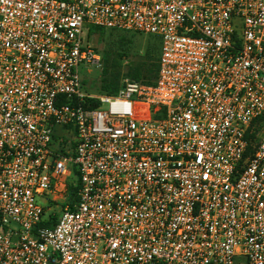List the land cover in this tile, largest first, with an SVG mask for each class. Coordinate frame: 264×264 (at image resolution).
Listing matches in <instances>:
<instances>
[{"label":"built area","instance_id":"2783aa9c","mask_svg":"<svg viewBox=\"0 0 264 264\" xmlns=\"http://www.w3.org/2000/svg\"><path fill=\"white\" fill-rule=\"evenodd\" d=\"M87 27L160 38L155 84L83 92ZM240 258L264 264V0H0V264Z\"/></svg>","mask_w":264,"mask_h":264},{"label":"trees","instance_id":"16d2710c","mask_svg":"<svg viewBox=\"0 0 264 264\" xmlns=\"http://www.w3.org/2000/svg\"><path fill=\"white\" fill-rule=\"evenodd\" d=\"M106 32L108 34L107 38ZM114 33L119 31H108L98 27H87L84 40L91 45L93 35H98L101 42H107L108 47L102 52V71L100 90L104 95L115 96L124 87L125 81H133L146 85L155 84L159 74V61L161 56V40L156 36H151L149 43L143 53L134 52L130 47L131 42L128 38L121 36L114 40ZM132 34V33H131ZM136 34V33H133ZM57 140L58 137H55ZM60 152L64 153L63 145H60ZM76 180L78 174L74 173ZM79 189L78 182L72 184L69 189L68 199L75 202ZM58 213L45 215L40 224L41 228H53L58 221Z\"/></svg>","mask_w":264,"mask_h":264},{"label":"rangeland","instance_id":"374dc122","mask_svg":"<svg viewBox=\"0 0 264 264\" xmlns=\"http://www.w3.org/2000/svg\"><path fill=\"white\" fill-rule=\"evenodd\" d=\"M111 32H106L107 38H109L108 34ZM114 40L120 39L121 36L128 38L131 42L130 47L134 52L143 53L149 43L153 40L151 36H146L142 34H131V33H114ZM91 46L95 48V50L100 54L102 57V52L108 47L107 42H101L98 35H93L91 38ZM101 71L102 65L100 68H89L88 70H82V79H83V92L87 94H91L94 96L103 95L100 90V81H101ZM72 183L76 185L77 180L74 177L72 179ZM49 211L46 215L50 213H61L62 206H58L57 208L55 205H49ZM236 264H247L244 258H240L237 260Z\"/></svg>","mask_w":264,"mask_h":264}]
</instances>
